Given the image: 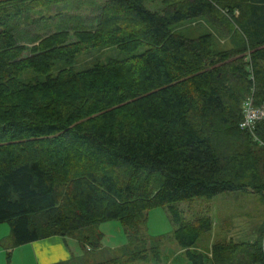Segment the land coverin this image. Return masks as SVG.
<instances>
[{
	"label": "trees",
	"instance_id": "obj_1",
	"mask_svg": "<svg viewBox=\"0 0 264 264\" xmlns=\"http://www.w3.org/2000/svg\"><path fill=\"white\" fill-rule=\"evenodd\" d=\"M53 1L0 0V224L9 223L15 244L72 236L85 257L65 264H114L99 225L118 220L131 236L148 210L164 206L193 264H264L263 230L253 241L215 242L212 258L193 251L214 219L186 220L178 206L223 193L264 201V119L254 133L240 127L249 96L264 107V37L245 31L264 34V0H167L162 11L146 0H105L75 41L62 30L29 49L16 32ZM196 18L217 29L232 22L223 34L233 47L217 50L213 33L190 38L174 28ZM107 47L146 49L76 69L82 54ZM29 70L46 80L22 81Z\"/></svg>",
	"mask_w": 264,
	"mask_h": 264
},
{
	"label": "rangeland",
	"instance_id": "obj_2",
	"mask_svg": "<svg viewBox=\"0 0 264 264\" xmlns=\"http://www.w3.org/2000/svg\"><path fill=\"white\" fill-rule=\"evenodd\" d=\"M104 1L54 0L51 3L42 4L31 11V17L22 24L21 30L16 32V37L20 43L26 44L29 49L37 39L62 30L70 31L71 41H75L77 30L93 29L96 25L100 7ZM247 1L252 5L261 6L263 4L261 1ZM145 3L148 8L156 11H162L168 4L167 0H146ZM223 20L221 25L223 31L221 28H215L204 18L187 20L178 23L174 28L190 38L213 33L215 48L224 50L233 47L234 37H227L223 34L231 28L232 24L226 19ZM235 27L237 26L235 25ZM239 31L241 30L239 29ZM245 31L253 41L258 37H264V34L256 31L255 26H247ZM145 49L146 47H141L138 51L129 53L119 47L97 48L82 54L75 67L81 70L92 67L97 61L126 59L132 54L143 52ZM28 55L29 50L25 52L24 57ZM56 73L57 70L53 72L54 75ZM46 77V75H39L29 70L22 74L21 80L40 82L46 80ZM158 179L160 181L162 178L158 176ZM178 206L186 220H193L202 214L211 215L214 219L212 231L204 233L198 244L192 247L193 251L202 252L208 258H212V247L215 242L253 241L260 236L262 230L264 237V201L256 193H223L212 199L197 197L190 201H183ZM176 228L177 225L174 224L169 209L164 206L148 210L147 222L142 232L133 233L131 236H128L126 227L118 220L99 225L100 231L104 233L102 243L107 246L104 248L106 254L119 259L114 264H193L186 249L179 245L175 237ZM0 237H2L0 246L6 249L0 263L4 259V263L20 264V251L14 248L15 242L8 222L0 224ZM113 245L123 246L113 248ZM96 252L94 251V253ZM101 254L104 255V251ZM138 255L142 256L134 257ZM106 256L99 259H105ZM94 258L98 259L97 255H94ZM25 264H34V261Z\"/></svg>",
	"mask_w": 264,
	"mask_h": 264
},
{
	"label": "crops",
	"instance_id": "obj_3",
	"mask_svg": "<svg viewBox=\"0 0 264 264\" xmlns=\"http://www.w3.org/2000/svg\"><path fill=\"white\" fill-rule=\"evenodd\" d=\"M104 234V233H103ZM2 237H0L1 239ZM113 248L122 247L123 245H113ZM116 246V247H115ZM102 243L101 248H105ZM17 251H20L21 263L25 264L27 262H33L34 264H65L76 258L77 262L81 258L84 259L86 249L82 246L80 241L76 237L72 236H50L43 238L31 243L16 245L14 246ZM88 250L92 251L89 247ZM6 249L0 246V260H2L3 255ZM9 256V255H8ZM7 256V258H8ZM82 259V260H83ZM0 264H9L4 263V259Z\"/></svg>",
	"mask_w": 264,
	"mask_h": 264
},
{
	"label": "built area",
	"instance_id": "obj_4",
	"mask_svg": "<svg viewBox=\"0 0 264 264\" xmlns=\"http://www.w3.org/2000/svg\"><path fill=\"white\" fill-rule=\"evenodd\" d=\"M243 110V120L240 123V127L242 129L248 130L252 133H254L256 128V123L264 119V107H257L254 105V97L249 96L243 103L242 106ZM259 140V143L261 145H264V141Z\"/></svg>",
	"mask_w": 264,
	"mask_h": 264
}]
</instances>
